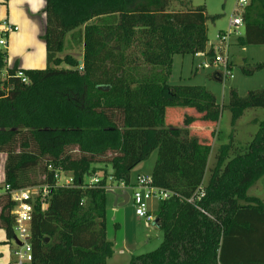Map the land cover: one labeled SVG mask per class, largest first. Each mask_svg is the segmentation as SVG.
Wrapping results in <instances>:
<instances>
[{
  "label": "trees",
  "instance_id": "1",
  "mask_svg": "<svg viewBox=\"0 0 264 264\" xmlns=\"http://www.w3.org/2000/svg\"><path fill=\"white\" fill-rule=\"evenodd\" d=\"M194 1L45 0L47 68L24 70L29 84L12 80L10 93L0 80V190L54 186L60 172L76 187L54 189L47 208L37 203L29 264H108L115 254L110 187H131L132 172L155 152L153 185L173 194L155 209L164 241L130 264H264V201L248 195L264 177V120L250 143L222 145L208 182L213 148L190 129L219 123L225 109L234 127L247 110L264 109V89L246 97L232 90L221 107L204 87L170 84L175 56L208 51L209 16ZM242 19L237 44L264 46V0H250ZM69 35L83 47V65L61 57ZM214 54L211 48L209 58ZM7 59L0 51V70ZM63 63L71 68L52 67ZM257 70L264 63L245 73ZM174 108L196 115L186 114L183 128L169 126ZM96 176L99 183L85 188ZM13 209L10 197L0 196V229L11 242Z\"/></svg>",
  "mask_w": 264,
  "mask_h": 264
},
{
  "label": "rangeland",
  "instance_id": "2",
  "mask_svg": "<svg viewBox=\"0 0 264 264\" xmlns=\"http://www.w3.org/2000/svg\"><path fill=\"white\" fill-rule=\"evenodd\" d=\"M10 3V0L7 2H4V0L3 2L2 0L0 1L2 15L6 4L7 6L9 5V8ZM21 4L19 2L20 7ZM194 5L195 7L206 8L207 15L209 16L207 25L210 47L218 49V34L228 32L231 18L242 13V10L238 7V0H195ZM43 6L42 4L41 9L38 8L37 10L34 8L31 11L24 8L23 11L31 14V18H28L24 28L18 25L21 31H24V36L20 40V43L16 45V48L13 49V54H11L13 58H20L22 63L26 61V66L35 67L33 68L34 70H44L48 66L46 63L45 41L43 37L41 38L43 35ZM240 32L244 33L243 28L240 29ZM236 37L235 35L233 36L229 47L226 48V54L231 63L230 71L233 74V78L229 77L224 80H219L215 76L217 72L215 68H202V59H196L190 55H177L174 59L170 84L173 86L187 85L204 87L207 91L215 95L221 107L229 104L232 90L237 91L241 97H246L251 91L263 90L264 70H257L253 74H247L245 70L253 71L257 64L264 63V46L242 47L237 44ZM66 44L67 48L64 54L61 55L62 58L69 54L76 59H82L83 48L81 46H74L71 42L70 35L67 37ZM52 67L60 69L71 68L65 63L60 67H55V65ZM167 113V124L176 128L184 127V119L187 115H196V111L189 108L169 109ZM263 120V108L249 109L233 127L231 113L225 109L219 123L211 124L199 121L191 126V133L201 141L210 144L213 148L205 182H208L210 179L211 171L216 165L222 145L233 144L234 146H241L250 143L259 131V123ZM5 160V155H0L1 181V177L4 174ZM156 161L157 152L132 173V181L135 182L138 175L142 173L150 176ZM65 176L69 175L65 174ZM113 186L117 188V185ZM129 193L131 196L133 195L132 190ZM248 195L249 197L259 198L264 201V177L249 190ZM120 204L117 207L115 205V197L109 194L108 238L114 243L115 254L109 260L108 264H130L132 257L152 253L160 248L164 241V233L161 230L155 228L152 223H147L145 220L136 217L132 202L125 206H120ZM153 207H156V203L151 204V208ZM44 208H47V206ZM147 235L149 239H147ZM128 240H132V242L134 240L136 244L139 240V244L135 246L133 251L125 249L124 242ZM50 242L52 243L51 240ZM0 246H3V244H0ZM121 250L124 251V254H120ZM129 250H132V248H129Z\"/></svg>",
  "mask_w": 264,
  "mask_h": 264
},
{
  "label": "built area",
  "instance_id": "3",
  "mask_svg": "<svg viewBox=\"0 0 264 264\" xmlns=\"http://www.w3.org/2000/svg\"><path fill=\"white\" fill-rule=\"evenodd\" d=\"M249 4L250 0H238V7H240L242 13ZM242 13L241 15L231 18L228 32H221L218 34V49L210 47L206 53H198L195 55L196 59H202V68H215L217 73L222 75V80L229 77L233 78V74L230 71L231 63L226 54V48L229 47L234 35L237 37L241 35L240 29L244 26ZM18 31L19 27L12 24L9 20L0 21V51L8 53L10 37ZM211 48L214 49L215 53L212 59L208 56V52ZM11 69L12 68H9L7 65L0 70V80L9 84L4 88L6 93H10L14 90V86L10 84L12 80H20L23 84H29L30 82L24 70L19 69L12 75L10 73ZM56 180L57 182L54 186L42 185L28 189L12 190L9 185H4L0 190V196H8L14 203L12 216L14 217L15 223V237L12 243L15 245L13 252L16 258L15 264H29L33 261V246L31 242L32 222L37 203H41L42 207H46L48 206L50 196L54 189L76 187L73 177L65 176L63 172L56 175ZM99 181L100 179L97 176L90 178L85 188H93ZM121 187H123L124 190H128L123 184ZM110 188L111 191L113 188L112 186ZM172 195V192L168 190L155 187L151 176L140 175L137 179V184L133 187V195L131 196L130 202L133 203L138 218L145 220L147 223L154 224L156 222V215L152 211L151 204H158L169 200ZM203 196L204 193L200 190L196 198L199 200ZM189 202L194 203V200L190 199Z\"/></svg>",
  "mask_w": 264,
  "mask_h": 264
},
{
  "label": "crops",
  "instance_id": "4",
  "mask_svg": "<svg viewBox=\"0 0 264 264\" xmlns=\"http://www.w3.org/2000/svg\"><path fill=\"white\" fill-rule=\"evenodd\" d=\"M2 2H3V0H2ZM10 2L11 3H10V7L9 8H8L9 5L7 6V4H6V6H5L4 10H3L4 11L3 15H2V12H1V9H0V21L9 20L12 24H14L16 26L20 25V26H22V28H24V26L27 24L28 18H31V14H27V13H25L23 11L24 8L29 9L30 11L32 9H34V8L38 10V8L41 9L42 4L44 5L43 6L44 7L43 8V13H42V22H43V32H42V34L43 35L41 36V38L43 37V39H44L45 29H46V21H45V14H44V10H45V7H46L45 0H41V1L40 0L39 1L38 0H10ZM19 2L22 3L21 7L19 5ZM23 36H24V31H21V29L19 27V31L17 33L13 34L10 37L7 65L9 66V68H13L15 65H17L19 69H23V70H28V69L31 70L32 69V70H34L33 68H35V67L26 66V64H27L26 61H23V63H24L23 64L22 60L20 58H16V57L13 58L12 55H11V54H13V49H15L16 45H18L20 43V40L22 39ZM45 47H46V45H45ZM208 48H210V42H209ZM82 55H83V53H82ZM82 60H83V56H82V59L79 60V62L82 61ZM46 63H47V51H46ZM28 64H30V63L28 62ZM40 70H43V69H40ZM141 165H139L137 168H139ZM154 166H155V164H154ZM4 167H5V162H4ZM152 172H153V170L151 171L150 176L152 175ZM140 175H144V174L143 173L139 174L138 177ZM138 177H137V179H138ZM1 179H2V181L0 180V184H2L5 181V172L3 174V177H1ZM136 184H137V180L135 182H133L132 181V177H131V187H129L127 191H130V190L133 191V187ZM116 187L118 189L114 188V186H112V188H113L112 190L117 192V193H121L124 190L123 187H120V186H116ZM123 202H124L123 200H119L118 201V205L120 203L122 204ZM118 205H117V207H118ZM157 205L158 204L156 203V207H157ZM156 207L152 208L153 213H155ZM136 217H137V215H136ZM153 226H155V225L153 224ZM155 228H157V227L155 226ZM147 239H149L148 235H147ZM135 242L136 241H134V240H133V242H132V240L125 241L124 242L125 249H128V251H133V249H135V246L139 244L138 243L139 240L137 241V244ZM0 244H3V246H0V264H15L16 263V258L13 255V252H14V249H15V245L11 241H9V239L7 238L6 231L3 230V229H0ZM129 248H132V250H129ZM120 254H124V251L121 250Z\"/></svg>",
  "mask_w": 264,
  "mask_h": 264
},
{
  "label": "water",
  "instance_id": "5",
  "mask_svg": "<svg viewBox=\"0 0 264 264\" xmlns=\"http://www.w3.org/2000/svg\"><path fill=\"white\" fill-rule=\"evenodd\" d=\"M80 65H83V61H80ZM109 192H110V194H112L115 197V205L116 206L118 205L119 200L124 201L120 206H125V205H128L130 203L131 195H130L129 191L123 190L121 193H117V192L111 190ZM48 242H49V240H47V243Z\"/></svg>",
  "mask_w": 264,
  "mask_h": 264
}]
</instances>
